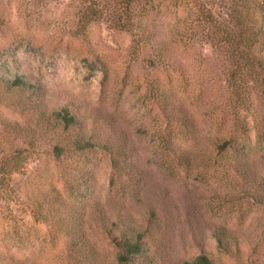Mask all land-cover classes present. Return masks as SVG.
Returning <instances> with one entry per match:
<instances>
[{
  "label": "rangeland",
  "instance_id": "374dc122",
  "mask_svg": "<svg viewBox=\"0 0 264 264\" xmlns=\"http://www.w3.org/2000/svg\"><path fill=\"white\" fill-rule=\"evenodd\" d=\"M262 2L136 0L127 12L119 0H0V264H58L64 248L50 221H35L29 195L60 179L43 165L51 142L35 127L40 105L68 108L81 127L72 137L115 146L62 164L66 177L88 181L86 231L104 263L112 249L96 219L115 228L153 211L149 259L134 264L201 254L264 264L263 75L238 70L212 28V16L237 27L240 12L257 28ZM17 77L36 92L11 86ZM223 140L233 147L219 149ZM125 166L131 184L117 171Z\"/></svg>",
  "mask_w": 264,
  "mask_h": 264
},
{
  "label": "trees",
  "instance_id": "16d2710c",
  "mask_svg": "<svg viewBox=\"0 0 264 264\" xmlns=\"http://www.w3.org/2000/svg\"><path fill=\"white\" fill-rule=\"evenodd\" d=\"M136 0H119L121 7L126 8L127 12L131 9ZM260 25L257 28L248 26L244 23L246 16L240 18L237 27H227L220 23L218 18L212 16V28L215 36V47L222 49L227 55L235 60L238 70L249 71L250 75L257 71L263 75L261 82L264 85V0L258 6ZM239 17V16H238ZM258 45L261 46L260 52L257 53ZM233 74H231V78ZM11 86L19 90L36 92L33 85L28 84L21 77L12 81ZM35 127L41 135L50 137V147L45 155L44 167L50 169V166L58 167L60 170V179L46 178L42 186L44 191L41 192L37 187L31 192L37 201L34 202L33 208L36 222L50 221L51 228L56 233H61L64 239V248L58 253V264H134L136 260H148L149 249L147 248L146 239L148 237L149 225L152 223L151 217L155 213L151 211L146 219L139 224L128 225L123 222L109 224L107 219H96V227H99L108 240V245L112 249V259L110 263H104L100 259L97 245L93 236L86 231L88 220L87 210L90 208V193L88 181L79 182V178L74 176H65V169L62 168L64 160L73 154H84L93 150H101L113 153L115 147L109 140H100L83 132L76 133L74 137L72 132L81 130L74 114L68 108L59 110H48L40 105L35 110ZM219 149H227L232 146V140L220 141L217 144ZM37 159V165H40V159ZM114 168L117 164L112 159ZM94 167V166H93ZM93 167H88V173L93 171ZM63 171V173H62ZM120 176L124 177L125 184L133 183L132 167L120 168ZM125 171V172H123ZM30 181V179H29ZM37 183V182H36ZM80 193V195H79ZM28 195V192L26 193ZM218 247L224 245L222 235H215ZM20 260L7 258L3 264H20ZM183 264H214L212 260L204 255H198L191 261H185Z\"/></svg>",
  "mask_w": 264,
  "mask_h": 264
}]
</instances>
